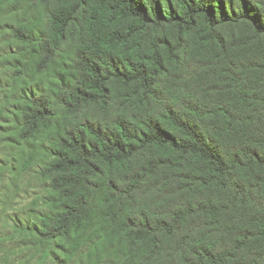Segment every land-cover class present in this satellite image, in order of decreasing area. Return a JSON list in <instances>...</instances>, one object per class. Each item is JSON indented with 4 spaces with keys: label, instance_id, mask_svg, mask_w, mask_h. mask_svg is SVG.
Segmentation results:
<instances>
[{
    "label": "trees",
    "instance_id": "16d2710c",
    "mask_svg": "<svg viewBox=\"0 0 264 264\" xmlns=\"http://www.w3.org/2000/svg\"><path fill=\"white\" fill-rule=\"evenodd\" d=\"M7 31L39 259L264 264V0H0Z\"/></svg>",
    "mask_w": 264,
    "mask_h": 264
},
{
    "label": "rangeland",
    "instance_id": "374dc122",
    "mask_svg": "<svg viewBox=\"0 0 264 264\" xmlns=\"http://www.w3.org/2000/svg\"><path fill=\"white\" fill-rule=\"evenodd\" d=\"M3 24V23H1ZM10 32H0V171L3 170L4 182L0 185V243L9 253V262L12 264H54L42 261L40 255L31 250L27 232L22 228L25 219L34 216L37 212L48 210L44 205L49 197L47 188L40 182L37 167L20 174L11 175L6 169L7 161L12 157L14 148L8 144L14 121L23 106L21 96L24 87L33 89L42 85V81L31 79L30 85L12 84L13 59L9 56ZM46 81L49 80L45 78ZM44 86V84H43Z\"/></svg>",
    "mask_w": 264,
    "mask_h": 264
}]
</instances>
